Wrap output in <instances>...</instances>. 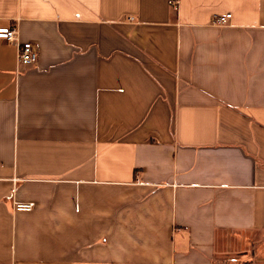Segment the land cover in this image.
Listing matches in <instances>:
<instances>
[{"label": "crops", "instance_id": "crops-1", "mask_svg": "<svg viewBox=\"0 0 264 264\" xmlns=\"http://www.w3.org/2000/svg\"><path fill=\"white\" fill-rule=\"evenodd\" d=\"M0 26V264H264V0H0Z\"/></svg>", "mask_w": 264, "mask_h": 264}, {"label": "built area", "instance_id": "built-area-1", "mask_svg": "<svg viewBox=\"0 0 264 264\" xmlns=\"http://www.w3.org/2000/svg\"><path fill=\"white\" fill-rule=\"evenodd\" d=\"M179 0H169L173 7L178 6ZM232 13L218 14L213 17L212 23L215 25H226L229 23ZM18 37L17 28L14 26H0V38L7 41H15ZM39 59V51L33 42H23L18 46V61L25 66H33L37 64ZM34 206L33 202H17L15 207L18 210H31Z\"/></svg>", "mask_w": 264, "mask_h": 264}]
</instances>
